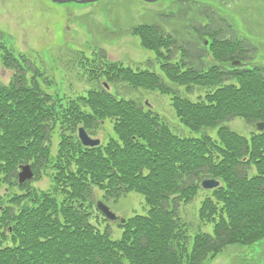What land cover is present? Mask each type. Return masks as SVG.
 I'll list each match as a JSON object with an SVG mask.
<instances>
[{"label": "trees", "instance_id": "1", "mask_svg": "<svg viewBox=\"0 0 264 264\" xmlns=\"http://www.w3.org/2000/svg\"><path fill=\"white\" fill-rule=\"evenodd\" d=\"M194 19L193 40L136 25L132 34L153 53L144 69L82 56L90 88L75 94L47 92L42 73L0 43L14 70L10 83L0 80V264H210L230 245L264 241V130L246 136L227 125L264 121V67L252 64L253 45L224 17ZM104 82L168 95L195 135L177 134L142 99L121 98ZM197 90L204 93L192 99ZM79 127L104 135L102 143L85 146ZM24 164L49 187L19 184ZM205 179L220 185L204 190ZM130 192L144 197L146 213L117 221L114 239L96 200ZM199 195L196 215L213 234L191 235L180 215Z\"/></svg>", "mask_w": 264, "mask_h": 264}, {"label": "rangeland", "instance_id": "2", "mask_svg": "<svg viewBox=\"0 0 264 264\" xmlns=\"http://www.w3.org/2000/svg\"><path fill=\"white\" fill-rule=\"evenodd\" d=\"M206 11L215 17H226L234 35L255 47L252 64L264 66V0H99L83 4L0 0V42L21 53L26 63L42 73L39 81L47 92L61 89L75 94L90 88L78 65L82 56L106 53L110 59L133 69L147 68L153 53L144 49L131 34L133 27L157 25L183 40L184 36H190L197 14ZM200 23L203 26L208 23L205 16ZM13 74L0 65V78L4 83H9ZM111 90L121 98L142 99L160 113L177 134L195 135L179 122L167 95L158 91L140 94L125 85L112 86ZM200 94L196 91L191 97L196 99ZM245 124L240 119L227 123L230 128L248 135L253 129ZM205 132L216 138V129L202 131ZM99 137L102 138V134ZM35 185L49 186L47 180ZM202 199L199 195L192 203L180 207V215L188 223L191 235L200 231L213 234V225L203 223L196 215ZM107 203L120 218L145 214L147 210L144 197L136 192ZM121 235L122 229L113 224L112 237L117 239ZM210 264H264V242L253 247L231 245Z\"/></svg>", "mask_w": 264, "mask_h": 264}, {"label": "water", "instance_id": "3", "mask_svg": "<svg viewBox=\"0 0 264 264\" xmlns=\"http://www.w3.org/2000/svg\"><path fill=\"white\" fill-rule=\"evenodd\" d=\"M55 2H59V3H66V2H79V3H88V2H94L97 0H53ZM259 130H263L264 129V123H259L257 125ZM79 137L81 139V141L83 142L84 145L86 146H97L100 144V140L99 139H93L91 137H89V135L87 134V132L85 131L84 128H80L79 129ZM33 176V173L30 169L29 166H25L20 174L21 177V181H24L27 178H31ZM203 187L204 188H215L219 185V182L215 181V180H205L203 182ZM98 208L101 210V212L109 219L111 220H116L117 216L110 211L109 207L107 205H105L103 202H98ZM122 222L124 223L125 220L123 219Z\"/></svg>", "mask_w": 264, "mask_h": 264}]
</instances>
